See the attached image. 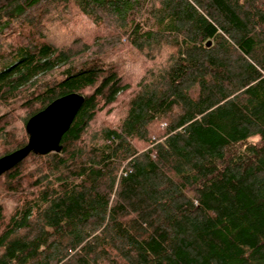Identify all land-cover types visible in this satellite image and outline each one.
Instances as JSON below:
<instances>
[{
    "label": "trees",
    "instance_id": "trees-1",
    "mask_svg": "<svg viewBox=\"0 0 264 264\" xmlns=\"http://www.w3.org/2000/svg\"><path fill=\"white\" fill-rule=\"evenodd\" d=\"M52 9L90 40L50 41ZM5 38L0 157L85 100L61 152L0 176V264H264V0H0ZM123 43L152 65L132 94Z\"/></svg>",
    "mask_w": 264,
    "mask_h": 264
},
{
    "label": "water",
    "instance_id": "water-1",
    "mask_svg": "<svg viewBox=\"0 0 264 264\" xmlns=\"http://www.w3.org/2000/svg\"><path fill=\"white\" fill-rule=\"evenodd\" d=\"M211 41L207 42L210 46ZM85 96L71 92L53 100L44 109L31 116L26 123L28 142L0 157V176L25 159L30 153L46 155L61 152L62 138L69 130Z\"/></svg>",
    "mask_w": 264,
    "mask_h": 264
},
{
    "label": "rangeland",
    "instance_id": "rangeland-1",
    "mask_svg": "<svg viewBox=\"0 0 264 264\" xmlns=\"http://www.w3.org/2000/svg\"><path fill=\"white\" fill-rule=\"evenodd\" d=\"M52 9L51 15L49 14V20L44 22L46 24V34L49 37L50 41H53L58 46L71 44L74 42L75 39H81V40H90L91 38V29H95V27L87 25L86 22L83 20H77L73 18V14L76 10L70 11L65 16V20L60 21L59 17H54V19L51 20V16L53 15ZM61 10V9H60ZM49 12V10L47 11ZM91 31V32H90ZM99 31V29H98ZM99 33V32H98ZM3 42H9L10 40L8 38H5L4 40H0ZM0 42V43H1ZM128 46L126 43H123L122 45H119L116 50H111L107 53L108 60L113 63V65L116 67V69L119 70V73L124 76V79L128 84L130 85L131 90L129 91L131 94L136 91L137 86L134 84H137L139 80L143 77V75H148L149 68L151 65V62H146L144 60V57H142L140 54H135L134 51H128ZM164 50V52H163ZM160 54V59L166 60V49H163ZM106 57V58H107ZM129 94H125L124 98H127ZM124 98L120 99L119 103V109H122V106L124 104ZM116 121V118H115ZM104 123V119H101V121H96V124L94 126L99 127L98 125H101ZM106 123H107V117H106ZM144 144H139V147L143 146ZM3 200V199H2ZM4 201V200H3ZM7 202V201H6ZM9 204V201H8Z\"/></svg>",
    "mask_w": 264,
    "mask_h": 264
}]
</instances>
